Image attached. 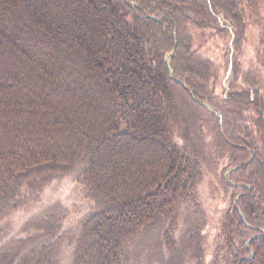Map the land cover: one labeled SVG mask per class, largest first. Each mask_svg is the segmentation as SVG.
<instances>
[{"label":"trees","instance_id":"16d2710c","mask_svg":"<svg viewBox=\"0 0 264 264\" xmlns=\"http://www.w3.org/2000/svg\"><path fill=\"white\" fill-rule=\"evenodd\" d=\"M208 4L234 50L264 25V0ZM188 12L206 21L186 0H0V224L57 174L89 204L71 223L56 208L34 217L25 238L0 240V264H264V153L256 175L252 162L238 170L250 184L238 205L222 176V206L200 190L211 161L226 154V171L264 145L262 87L233 64L218 99ZM204 100L247 128L226 133L199 115Z\"/></svg>","mask_w":264,"mask_h":264},{"label":"rangeland","instance_id":"374dc122","mask_svg":"<svg viewBox=\"0 0 264 264\" xmlns=\"http://www.w3.org/2000/svg\"><path fill=\"white\" fill-rule=\"evenodd\" d=\"M186 1L196 3L198 7L203 9V13L206 16V21L204 22V20L198 17V15H195V13L194 14L190 12L187 13L190 17L191 22L193 21L195 23L203 22V25H200V27L198 25H195V27L192 28L191 33L193 34L192 37H194L193 38L194 47L201 56H203L204 58L210 61V63L213 66V69L216 71L218 75V81L216 83V88H215V94L217 95L218 99H221L230 92L229 89L227 88L226 80L231 75L233 64H236L239 70L241 69L246 71L247 70L254 71L252 72V74H255V76L258 77L257 81L259 82V84H261L262 87L259 92L261 95L260 99L264 104V66L262 67L260 61V53L264 51V47H260V39H259L262 36V33L264 32V25L259 27V29L255 26H250L245 34V41H243L239 49L234 50L232 44L233 43L232 41L234 39V34H231V28L229 26L228 21L224 20L221 17V15H217L210 18L208 17L209 9H210L208 0H186ZM263 11H264V5L262 8V13L264 15ZM216 22L218 25L223 27L226 26V28L229 29L228 36H221L217 32L216 24H215ZM168 54L165 55V58L168 57L167 59L170 65V55L168 56ZM263 57H264V52H263ZM251 100H253V96L250 98V101ZM213 108L214 110L217 111V114H213L211 111L205 108L206 111L205 110L203 111L204 114L202 110H200L199 115H202L207 120H210L211 118H215V119L217 118L218 124L220 125L221 128L224 129V125H225L226 133L236 135L237 127L244 126L247 128L248 124L246 123V120L242 122L237 114L222 116L220 112L215 108V106ZM262 153H264V145L258 144L257 150L254 151L251 148L249 149V156L244 159V162L233 165L228 169L225 168L226 171L222 170V167L226 163H229L228 156L226 157V154L222 157L223 159L222 160L220 159L217 163L211 161L213 166L209 168L208 174L205 173V177L200 185V190L203 193L202 194L203 197L204 196H206V198L208 197L210 209H213V206L214 208L216 207L218 208L222 206L219 204L221 198H219V196L216 197L217 195H219L216 194L217 192L216 188L218 185L216 182L217 179L220 178L221 176L226 181V183L232 187L228 190V195L234 192V196L233 198H231L230 203H232L233 205H238L237 202L239 198L243 196L245 192L243 189L250 187V184L248 182L247 183H244V181H242V183L235 182L237 180V177H240L238 170L243 168V166L249 165L252 162L253 165L249 169V171L254 170L252 173L256 175V172L258 170H255L256 165L255 163H253V161H256L255 154H262ZM241 172L242 175H246L247 173L246 169L244 170V172L243 171ZM257 180H258L257 183L259 182L262 186L264 185V177L259 178ZM27 193H28L27 194L28 199L25 200L26 203H24L23 208L0 224V240H4L11 237L5 240L4 243H7L10 239H14L13 237L25 238L27 236L25 234L26 233L25 227L32 225V221L33 222L35 221L34 217L36 218L41 217V215L45 213V211L47 212L48 209L56 208V209L64 210V212H66L68 216V217L64 216L66 218L65 222L71 223L75 221L77 218H79L81 214L85 213L89 205L83 199V195L80 188L71 181V176L69 174L53 175L52 177L45 179V181L42 182L39 186L34 187V189H30ZM214 193L216 195H214ZM227 204L228 203H226V205ZM223 207H225V204H223ZM62 221H64V219ZM63 238H64L62 240L63 242L69 240L66 237ZM30 244L31 243H29L28 245L29 247ZM62 258L63 259L60 264H68L67 257H62Z\"/></svg>","mask_w":264,"mask_h":264},{"label":"water","instance_id":"95a60500","mask_svg":"<svg viewBox=\"0 0 264 264\" xmlns=\"http://www.w3.org/2000/svg\"><path fill=\"white\" fill-rule=\"evenodd\" d=\"M171 54H172V52H170V54H168V56L171 55ZM167 58H168V57H166V64H167L168 72H169L170 75H172V74H173V70H172V68L170 67V65H169V61H168ZM177 82L180 83V84H183V83H182L181 81H179V80H177ZM185 89L188 90V91L190 92V94L192 95V92L189 90L188 87H185ZM200 104H201L202 106H204L205 108H207L209 111H211L213 114H217V111L214 110L213 107L209 106L208 103H207L206 101L201 102Z\"/></svg>","mask_w":264,"mask_h":264}]
</instances>
